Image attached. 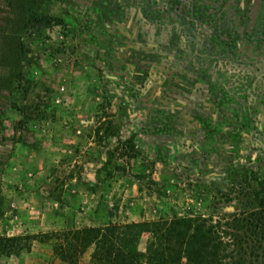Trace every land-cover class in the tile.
<instances>
[{
    "label": "rangeland",
    "instance_id": "374dc122",
    "mask_svg": "<svg viewBox=\"0 0 264 264\" xmlns=\"http://www.w3.org/2000/svg\"><path fill=\"white\" fill-rule=\"evenodd\" d=\"M142 2L43 4L65 24L26 29L25 0H0V239L170 219L191 199L222 223L250 209L230 175L264 177V84L246 86L250 116L232 119V104L225 113L208 100L202 58L161 50ZM225 5L264 28V0ZM0 264L63 263L34 241L19 255L1 251Z\"/></svg>",
    "mask_w": 264,
    "mask_h": 264
},
{
    "label": "trees",
    "instance_id": "16d2710c",
    "mask_svg": "<svg viewBox=\"0 0 264 264\" xmlns=\"http://www.w3.org/2000/svg\"><path fill=\"white\" fill-rule=\"evenodd\" d=\"M59 2L63 0H25L24 28L64 25L62 17L43 8V4ZM140 10L156 27V36L164 39L159 43L161 50L169 49L175 60L190 57V53L195 55L191 63L203 59V66L197 69L206 82L210 103H220L225 113L232 104L230 117L235 120L250 116L244 106L251 93L245 88L255 82L264 84L263 27H247L245 17L237 19L238 7L227 9L225 0H143ZM12 105L19 112L25 109ZM131 139L123 145L130 151L134 147ZM109 165L107 162L104 170ZM241 171L231 172V189L247 200L250 209L228 222L207 216L191 199L185 201L184 213L178 217L1 238L0 252L19 255L39 241L52 244L54 257L63 264H80L90 248L91 264H264V177L252 168ZM151 184L158 185L154 181ZM223 198L228 202L238 199L227 194ZM144 235L150 237L145 251H141Z\"/></svg>",
    "mask_w": 264,
    "mask_h": 264
}]
</instances>
